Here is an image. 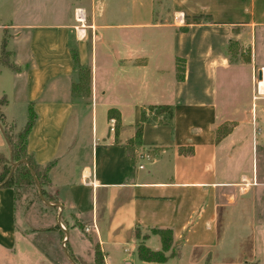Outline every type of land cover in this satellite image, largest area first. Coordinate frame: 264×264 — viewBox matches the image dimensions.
<instances>
[{
    "label": "crops",
    "instance_id": "obj_1",
    "mask_svg": "<svg viewBox=\"0 0 264 264\" xmlns=\"http://www.w3.org/2000/svg\"><path fill=\"white\" fill-rule=\"evenodd\" d=\"M79 8L84 30L75 20ZM260 30L264 0H0V55L9 35L16 67L0 66V97L8 98L3 112L21 130L34 105L38 119L28 150L41 165L57 161L50 190L89 230L92 262L76 247L70 264H94V245L105 264H212L233 251V264H264L255 232L248 253L224 245L237 194L251 195L240 208L249 226L264 225L252 220L264 191V157L255 155L256 147L264 150ZM155 37L172 43H150ZM72 48L91 69L89 97L72 96ZM178 60L185 65L183 80ZM158 105L172 107L171 122L148 112L142 145L130 154L126 144L142 110ZM110 109L121 114L117 140ZM222 125L233 129L218 140ZM0 156L10 157L1 127ZM136 229L147 238H138ZM152 229L173 232L164 263L138 256L142 241L161 250ZM17 232L15 192L0 188L1 250L13 251ZM233 240L243 246L245 236Z\"/></svg>",
    "mask_w": 264,
    "mask_h": 264
},
{
    "label": "rangeland",
    "instance_id": "obj_2",
    "mask_svg": "<svg viewBox=\"0 0 264 264\" xmlns=\"http://www.w3.org/2000/svg\"><path fill=\"white\" fill-rule=\"evenodd\" d=\"M64 1L66 0H61V4ZM257 37L259 40H264V30L258 31ZM136 43H147V41L137 40ZM150 43H172V40L170 37L163 40L155 37ZM137 50L143 51V45L137 46ZM254 93L256 94L255 84ZM260 154L264 157V150L260 151V148L256 147L255 155L259 161H261ZM6 163H9V157L0 156V172ZM250 199L251 195L239 196L237 194L236 204L231 207L232 213L228 217L229 228L226 232L224 245L226 249H231L233 244H236L238 252L246 251L248 253L254 243L251 239V232H255L257 248L260 251L258 254L263 253L264 256V225L261 229L255 230L254 225L249 226L248 224L249 215L242 216L240 209L243 201H250ZM254 204L256 214L254 217L252 216V220H255L256 224L259 222L264 224V191ZM16 218L18 232L15 247L10 253L0 249V264H44L43 262L70 264L72 256L76 257L73 250L76 247L83 255H86L88 263L92 262L93 254L89 250V240L86 237L89 230L85 231L74 215H70L67 211L64 212L63 206L50 187L47 188L45 195L40 182L20 187L16 201ZM258 233L262 235L260 239ZM236 234L245 236L243 246H239L237 241L234 242L233 237ZM95 246H93V252ZM235 254L234 251L226 253L225 257L216 258L212 264H233ZM239 264L244 263L240 262Z\"/></svg>",
    "mask_w": 264,
    "mask_h": 264
},
{
    "label": "trees",
    "instance_id": "obj_3",
    "mask_svg": "<svg viewBox=\"0 0 264 264\" xmlns=\"http://www.w3.org/2000/svg\"><path fill=\"white\" fill-rule=\"evenodd\" d=\"M8 40L9 35H5L1 45L0 66H7L14 71L16 70V67L11 61L12 53L8 49ZM236 45L237 43H232L230 45L231 53L235 52ZM71 55L74 63V70L77 74V80L72 85V96L89 97L91 95V69L81 64L79 54L76 49L72 48ZM177 72L178 79L183 80L185 75L184 61L178 60ZM7 104L8 98L5 95L0 97V127L10 146L9 163H6L4 168L0 172V188H12L15 192V199L17 201L18 189L20 187L26 186L27 184L40 182L45 195L47 193V188L52 184L50 172L56 166L57 161L55 160L47 163L46 165H41L36 162L33 154H31L28 150L29 136L34 125L36 124L38 114L34 109V105L31 103L28 106L27 111L28 120L25 126L21 130H18L17 126L14 123H11L7 120L3 112V108ZM148 112L152 113L156 117H161V120L165 123H170L173 118V109L169 105L150 106L148 109H143L141 120L137 126L135 136L126 144V147L130 154L136 152L142 145L143 128L144 124L148 120ZM108 118L115 120V133L117 140L121 127V114L116 109H110L108 111ZM232 129L233 125L220 126L217 130L218 140H221L223 137L227 136ZM180 151L183 153H192L193 149L192 147H181ZM21 161H27L28 164L20 163L17 167L14 168L13 171H11L13 164ZM150 232L153 235H157L160 237L162 248L158 251L152 250L147 247L142 241L140 242L137 249L138 256L144 262L164 263L167 260V252H169L173 246V232L170 229H152ZM136 235L140 239L147 238V234L143 235L140 229H136ZM94 264H105L104 255L99 245H96L94 247Z\"/></svg>",
    "mask_w": 264,
    "mask_h": 264
},
{
    "label": "built area",
    "instance_id": "obj_4",
    "mask_svg": "<svg viewBox=\"0 0 264 264\" xmlns=\"http://www.w3.org/2000/svg\"><path fill=\"white\" fill-rule=\"evenodd\" d=\"M75 20L80 26H84V23L86 21V15H85V12H84L83 9L79 8V9L75 10ZM176 20L178 22H181L182 21V17H176ZM260 82H261V80L258 79V75H257V77L255 79L256 88H257V86L259 85ZM114 130H115V120L112 119L111 120V131H114ZM244 183L247 184L248 182L246 181Z\"/></svg>",
    "mask_w": 264,
    "mask_h": 264
},
{
    "label": "water",
    "instance_id": "obj_5",
    "mask_svg": "<svg viewBox=\"0 0 264 264\" xmlns=\"http://www.w3.org/2000/svg\"><path fill=\"white\" fill-rule=\"evenodd\" d=\"M263 71H262V69L261 70H259V72H258V79L259 80H262V78H263V73H262ZM20 163H26V164H28V162L27 161H21V162H18V163H14L13 164V167H12V171L14 170V168L15 167H17ZM32 170V169H31ZM33 172V171H32ZM59 207H60V209L62 210V208H61V206L59 205ZM67 240V239H66Z\"/></svg>",
    "mask_w": 264,
    "mask_h": 264
},
{
    "label": "bare ground",
    "instance_id": "obj_6",
    "mask_svg": "<svg viewBox=\"0 0 264 264\" xmlns=\"http://www.w3.org/2000/svg\"><path fill=\"white\" fill-rule=\"evenodd\" d=\"M79 28H81L82 30H84L83 28H84V26H80ZM84 34V32H79V36L81 37L82 35ZM262 71H263V69H262ZM263 73V72H262ZM263 79V78H262ZM262 81V80H261ZM258 87V86H257Z\"/></svg>",
    "mask_w": 264,
    "mask_h": 264
}]
</instances>
